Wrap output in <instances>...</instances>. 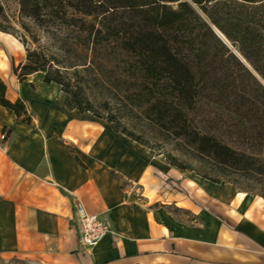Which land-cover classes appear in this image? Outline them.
Segmentation results:
<instances>
[{
  "label": "crops",
  "instance_id": "1",
  "mask_svg": "<svg viewBox=\"0 0 264 264\" xmlns=\"http://www.w3.org/2000/svg\"><path fill=\"white\" fill-rule=\"evenodd\" d=\"M10 38L0 34V81L34 127L0 107V264H264V200L171 168L69 111L41 74L19 84L25 56L13 64ZM78 205L113 231L96 250L79 247Z\"/></svg>",
  "mask_w": 264,
  "mask_h": 264
},
{
  "label": "trees",
  "instance_id": "2",
  "mask_svg": "<svg viewBox=\"0 0 264 264\" xmlns=\"http://www.w3.org/2000/svg\"><path fill=\"white\" fill-rule=\"evenodd\" d=\"M9 1L18 8L16 21L6 15ZM25 22L47 38L75 35L82 55L76 62L61 64L40 49L33 50L38 41ZM0 34L18 40L24 48L25 64L13 70L19 84L41 74L44 85L59 87L69 98V111L90 114L113 133L152 151L119 130L112 117L95 112L83 88L68 80V71L91 72L100 59L119 73L115 83L134 91L139 109H145L160 131L187 140L202 159L222 171L264 179V0H0ZM6 95L0 81V107L13 113L21 125L33 128L24 102L11 103ZM204 103L235 108L232 119L241 123L250 142H258L257 152H237L212 136L191 131L189 116ZM252 121L261 125L259 138L250 129ZM166 164L187 172L169 157Z\"/></svg>",
  "mask_w": 264,
  "mask_h": 264
},
{
  "label": "rangeland",
  "instance_id": "3",
  "mask_svg": "<svg viewBox=\"0 0 264 264\" xmlns=\"http://www.w3.org/2000/svg\"><path fill=\"white\" fill-rule=\"evenodd\" d=\"M5 12L11 21L18 19V8L11 1L6 3ZM25 25L38 41L37 45L32 46L33 50L40 49L47 56L59 59L61 64H66L69 61L76 62L78 61V56L82 55L80 50L76 48L78 41L75 35L64 34V36H59L55 40L47 38L31 23L25 22ZM19 32V37L23 36V33ZM10 49L12 56H14L13 64H19L22 56H25L24 48L18 40L10 38ZM67 49H71V52L66 53ZM76 66H82V64ZM111 69L112 67L110 69L107 68L106 63L99 59L91 72L86 73L82 68L68 71V80L72 86L83 88L88 104L95 112L103 118L112 117L119 130L141 140L152 150L147 151L151 152L155 157L156 155L161 156L165 163L166 158L169 157L178 166L187 169V172H185L187 174L198 178L207 177L211 180H217L223 185L227 183L234 184L238 189L231 185L228 186L241 195L259 199L264 196L263 178L255 175H240L231 171H222L211 162L202 159L187 140H177L172 134L160 131L154 125L152 117L145 112V109H139V103L134 91L122 83H115L119 73L113 69L111 71ZM75 73H77V77L72 76ZM83 104L86 103L83 102ZM235 111L233 107L220 108L219 106L215 107V105L204 103L196 112L190 114L188 126L191 131L212 136L234 151L249 154L257 152L258 147L256 146H258V142H250L241 123L233 121L232 114ZM248 122L249 120L244 121V123ZM250 124V129L259 138L260 123L252 121Z\"/></svg>",
  "mask_w": 264,
  "mask_h": 264
},
{
  "label": "built area",
  "instance_id": "4",
  "mask_svg": "<svg viewBox=\"0 0 264 264\" xmlns=\"http://www.w3.org/2000/svg\"><path fill=\"white\" fill-rule=\"evenodd\" d=\"M74 213L75 233L82 250H96L103 241L113 236L112 229L101 217L87 214L80 205L76 206Z\"/></svg>",
  "mask_w": 264,
  "mask_h": 264
},
{
  "label": "water",
  "instance_id": "5",
  "mask_svg": "<svg viewBox=\"0 0 264 264\" xmlns=\"http://www.w3.org/2000/svg\"><path fill=\"white\" fill-rule=\"evenodd\" d=\"M214 30V29H213ZM214 33L219 37V39L222 41V42H224V44L226 45V46H228L230 49H231V47H230V45L228 44V42L222 37V35H220L216 30H214ZM242 62H243V64H245L244 63V61L238 56V55H236ZM258 79V78H257ZM259 80V79H258Z\"/></svg>",
  "mask_w": 264,
  "mask_h": 264
},
{
  "label": "bare ground",
  "instance_id": "6",
  "mask_svg": "<svg viewBox=\"0 0 264 264\" xmlns=\"http://www.w3.org/2000/svg\"><path fill=\"white\" fill-rule=\"evenodd\" d=\"M159 158H161L162 159V157H159ZM198 178V177H197Z\"/></svg>",
  "mask_w": 264,
  "mask_h": 264
}]
</instances>
